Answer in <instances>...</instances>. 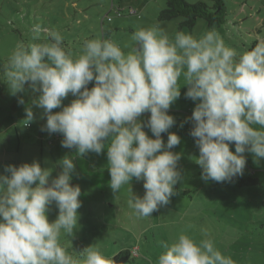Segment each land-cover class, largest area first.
<instances>
[{
  "label": "clouds",
  "instance_id": "1",
  "mask_svg": "<svg viewBox=\"0 0 264 264\" xmlns=\"http://www.w3.org/2000/svg\"><path fill=\"white\" fill-rule=\"evenodd\" d=\"M41 31L35 25L32 41L16 46L3 64L2 79L13 95L26 84L39 93L33 104L46 116L42 131L62 134V147L80 155L107 149L110 188L118 193L128 185L127 204L138 218L167 205L182 179L181 153L172 151L181 137L169 131L176 121L168 111L181 85H187L185 97L196 101L186 121L193 125L190 135L199 149L195 162L205 182L242 176L246 152L264 159V39L238 52L215 29L199 38L182 31L170 37L153 25L132 33L127 54L102 38L86 39L74 54L62 33L48 30L41 42ZM69 94L74 99L61 107ZM144 113H150L146 121L140 119ZM33 119L32 108H26V121ZM162 133L168 134L166 143ZM60 166L51 182L52 169L35 160L6 165L0 173V264H112L97 246L74 257L61 243V236L70 237L78 226L81 189L70 183L71 156ZM133 179L143 181L142 197L133 195ZM53 202L58 215L50 221ZM202 235L197 241L181 232L163 244L156 264H236L206 229Z\"/></svg>",
  "mask_w": 264,
  "mask_h": 264
},
{
  "label": "rangeland",
  "instance_id": "2",
  "mask_svg": "<svg viewBox=\"0 0 264 264\" xmlns=\"http://www.w3.org/2000/svg\"><path fill=\"white\" fill-rule=\"evenodd\" d=\"M224 2L226 23L208 27L199 18L189 29L180 25V17L165 21L157 18L165 7V0H0V166L3 168L0 169L4 172L6 165L19 166L35 160L42 167L52 169L51 182L62 171L60 161L71 156L75 172L70 183L81 189V207L74 234L62 235L61 243L74 257L93 245L109 259L127 249L136 252L137 264H156L158 255L164 250L163 244L171 243L183 231L199 241L205 238L202 230L206 229L216 247L230 254L236 264H264V159L256 160L252 153L244 154L246 165L241 177L255 179L252 184H241L240 176L230 182H205L201 178L202 169L195 162L199 149L194 138L184 134L193 126L186 118L191 117L196 104L184 95L187 85H181L180 97L168 110L176 121L169 131L181 137V143L172 151L181 153L177 168L182 179L174 185L175 194L167 205L160 206L151 217L138 218L127 204L131 196L128 185L118 193L110 188L107 149L100 154L80 155L75 148L62 147V134L42 131L46 116L43 109L33 104L39 93L26 84L24 91L13 95L2 79L3 64L18 44L27 45L32 41L35 25L42 28L41 42L46 40L48 30H57L65 38V47L74 54L80 51L86 39L92 38L110 39L127 54L132 47V33L153 25H158L170 37L182 31L199 38L215 29L225 45L238 52L264 39V0ZM117 7L123 8L122 14H118ZM130 9L136 14L130 15ZM93 84L90 82L88 87ZM21 99L24 103L19 102ZM73 99L69 94L61 107ZM29 107L34 114L32 121H26V108ZM60 110L53 109L54 112ZM149 115L144 113L140 119L146 121ZM144 130L152 135L147 127ZM167 135L162 133L165 143ZM230 149L235 151V145L231 144ZM131 189L133 195L142 197L143 181L133 179ZM57 215L58 208L53 202L48 208V219L52 221Z\"/></svg>",
  "mask_w": 264,
  "mask_h": 264
},
{
  "label": "trees",
  "instance_id": "3",
  "mask_svg": "<svg viewBox=\"0 0 264 264\" xmlns=\"http://www.w3.org/2000/svg\"><path fill=\"white\" fill-rule=\"evenodd\" d=\"M198 0L194 3L186 0H165V7L160 10L157 18L160 21L182 18L181 26L192 29L197 19H203L208 27L221 26L226 23V6L224 0ZM109 21V20H108ZM264 23V20L262 21ZM190 129H186L185 136L191 137ZM239 182L244 185L252 184L255 179L251 177H239ZM264 205V201L262 202ZM136 252L127 249L120 250L110 259L112 264H137Z\"/></svg>",
  "mask_w": 264,
  "mask_h": 264
},
{
  "label": "built area",
  "instance_id": "4",
  "mask_svg": "<svg viewBox=\"0 0 264 264\" xmlns=\"http://www.w3.org/2000/svg\"><path fill=\"white\" fill-rule=\"evenodd\" d=\"M116 10H117L118 14H122L123 8L122 7H117ZM135 14H136V11L130 9V15H135ZM107 20H110V18L108 17Z\"/></svg>",
  "mask_w": 264,
  "mask_h": 264
},
{
  "label": "crops",
  "instance_id": "5",
  "mask_svg": "<svg viewBox=\"0 0 264 264\" xmlns=\"http://www.w3.org/2000/svg\"><path fill=\"white\" fill-rule=\"evenodd\" d=\"M18 137H19V135H18ZM19 141H20V139H18ZM19 151H21V148L18 146V148H17V152H19ZM1 167V166H0ZM2 168V167H1ZM3 169V168H2ZM0 173H3L2 172V170L0 169Z\"/></svg>",
  "mask_w": 264,
  "mask_h": 264
}]
</instances>
